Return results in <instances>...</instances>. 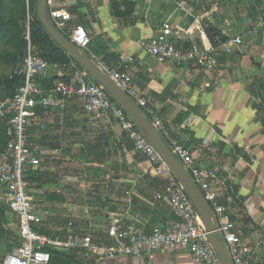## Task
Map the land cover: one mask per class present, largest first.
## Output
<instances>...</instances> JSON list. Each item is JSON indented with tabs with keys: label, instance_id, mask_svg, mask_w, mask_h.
I'll use <instances>...</instances> for the list:
<instances>
[{
	"label": "crops",
	"instance_id": "0c3cea01",
	"mask_svg": "<svg viewBox=\"0 0 264 264\" xmlns=\"http://www.w3.org/2000/svg\"><path fill=\"white\" fill-rule=\"evenodd\" d=\"M56 9L68 15L61 33L69 39L77 27H83L91 39V55L130 75L139 95L173 138L190 151L195 163L218 172L219 182L213 185L217 200L228 208L242 244L252 249L253 263L264 264V32L255 30V19L240 20L239 25L228 19L222 22L223 12L217 5L208 11L189 0H57ZM50 11L48 7L53 24ZM165 24L174 33L178 31L174 43L183 50L237 36L244 44L233 55L221 54L212 70L160 64L138 42L153 37ZM207 27L213 28V38L205 31ZM52 41L45 46L49 51L38 42L30 52L46 57L48 78L67 80L80 64ZM50 101V106L39 107L29 130L32 151L51 163L40 168L33 180L37 192L33 197L44 218L45 233L63 238L72 223L74 232L105 241L108 226L115 222L151 234L174 220L168 198L156 200L167 177L155 174L115 123L94 129L80 101H63L58 95ZM94 130L99 137L83 145L86 137L95 135ZM161 138L172 152L166 138ZM89 143L96 145L100 159L113 145V153L126 160L123 168L108 170L109 180L101 178L93 214H89L92 203L85 198L89 194L85 185L69 183L71 177L62 184L61 168L55 161L62 156L77 157ZM39 204L49 209L44 211ZM3 220L11 221L7 228L15 223L16 230L8 233L7 244L0 243L1 260L20 243L19 218L6 211ZM68 253L87 264H196L182 247L158 252L150 259L122 257L99 262L82 252Z\"/></svg>",
	"mask_w": 264,
	"mask_h": 264
},
{
	"label": "built area",
	"instance_id": "2783aa9c",
	"mask_svg": "<svg viewBox=\"0 0 264 264\" xmlns=\"http://www.w3.org/2000/svg\"><path fill=\"white\" fill-rule=\"evenodd\" d=\"M56 1L48 0V7L51 8L53 25L62 32L68 15L56 9ZM174 36L172 26L165 24L156 35L138 44L160 64L194 65L207 70L217 68L221 54L233 55L244 44L243 38L237 36L226 42L209 43L206 47L194 44L189 50H183L175 45ZM69 40L137 104L152 120L158 133L169 142L173 155L186 168L217 218V231L222 234L233 263L255 264L252 249L242 244L228 208L217 200L213 185L219 182L218 172L195 163L190 151L173 138L163 121L154 115L147 101L139 95L130 75L91 55V39L83 27H77ZM261 63L264 65V54ZM48 68L46 60L29 52L17 72L22 82L16 93L11 98H4L0 93V122H6L9 128L8 143L0 154V210L9 211L19 218L18 237L21 241V246L7 254L1 264H51L50 250L78 251L98 262L122 257L150 259L158 252L178 247L185 248L196 264H221L209 232L189 195L128 113L87 70L75 66L72 77L64 80L48 78ZM52 95H58L63 101H80L86 115L104 117L127 135L134 150L150 162L155 174L167 177L168 182L156 195V200L168 198L173 221L151 234L135 226L123 227L115 222L108 226V239L105 241L91 234L74 232L72 223H69V230L63 238L42 232L44 218L36 205L29 180L32 173L41 168V160L30 147L29 129L37 109L51 105Z\"/></svg>",
	"mask_w": 264,
	"mask_h": 264
},
{
	"label": "rangeland",
	"instance_id": "374dc122",
	"mask_svg": "<svg viewBox=\"0 0 264 264\" xmlns=\"http://www.w3.org/2000/svg\"><path fill=\"white\" fill-rule=\"evenodd\" d=\"M189 1L190 3L192 1L197 3L199 8L204 6L203 0ZM38 2L39 0H0V80H9L15 75L17 76L20 64L32 48L33 43L31 37L34 31H36V27L32 26V23L39 20L37 12ZM209 4L212 7L217 5L220 11L223 12V16H221L223 19L222 22L228 19L230 22L239 25L240 20L253 17L255 19V30L261 33L264 32V0H209ZM262 36L264 37V35ZM38 37L40 36L37 35L36 39H38ZM41 49L48 50V48L43 45ZM39 55L41 54L39 53ZM78 68L84 69L81 65H79ZM89 119L91 123L94 124V129L98 126L104 127L103 123L108 122L104 117L91 116ZM8 130L7 123L0 122V154L5 150L8 143ZM29 137L30 145L34 149L31 134H29ZM90 137H92V139ZM97 137H99L97 136V132H95L94 136L86 137V142L84 141L83 145L87 142L93 143ZM114 148L113 145H110L108 147V153L105 154L103 159H100L97 156L98 151L91 152L87 144V147H85L86 151H82L81 154L77 153V157L62 156L59 160L55 159V161L59 163H56V166L61 168L62 184H65V181L68 183V178L71 177V182L69 183L78 187L85 185L87 188L89 194L85 198L88 199L87 201L89 203H92L88 208L89 214H93L92 212H95L98 207L100 198L97 196L100 190L98 191L97 187L101 178L104 177L105 181H107L112 177V174L108 172V170L112 167L123 168L126 166V160L124 161L120 158V155L113 153ZM48 164H51L48 159L41 158V168ZM39 170L35 173V177H37L36 175L39 173ZM35 183L36 182H31V190L34 197L37 195ZM39 205H41L40 208L44 211L49 209L47 206H42V204ZM9 223L11 224V221L7 222L0 217V243L7 244L8 233L12 234L13 230H16L15 223L7 228ZM61 253L64 254V256H62L63 258L55 264L88 263L86 261L77 260L71 253ZM1 257L0 262L2 261Z\"/></svg>",
	"mask_w": 264,
	"mask_h": 264
},
{
	"label": "water",
	"instance_id": "95a60500",
	"mask_svg": "<svg viewBox=\"0 0 264 264\" xmlns=\"http://www.w3.org/2000/svg\"><path fill=\"white\" fill-rule=\"evenodd\" d=\"M37 12L40 22L43 24L51 38L111 94L112 98L131 117L137 129L160 154L194 204L200 219L209 232L211 244L219 257L221 264H234L222 239V234L217 231L218 220L211 207L205 201L201 191L196 186L189 173L183 167L181 162L175 158L144 113L85 52L79 50L78 47H76L51 23L48 18V0H39L37 4ZM205 31L211 38L214 37L212 27H207ZM177 32L178 31L176 30L175 33ZM198 34L200 35L201 33L199 32ZM181 35H183V33H181Z\"/></svg>",
	"mask_w": 264,
	"mask_h": 264
},
{
	"label": "trees",
	"instance_id": "16d2710c",
	"mask_svg": "<svg viewBox=\"0 0 264 264\" xmlns=\"http://www.w3.org/2000/svg\"><path fill=\"white\" fill-rule=\"evenodd\" d=\"M176 1L179 2L181 0H176ZM203 5L205 7V10L209 11L212 9V6L209 4V0H205ZM32 26L36 27V31H34V33L32 34V37H31L33 45H35L38 42H41V44L44 46H48V45L53 43L51 36H49L45 27L43 26V24L39 20L32 23ZM37 35L40 36V37H38V39H36ZM226 41L227 40H224L222 42H226ZM47 51H49V50H47ZM40 56L48 62V60L46 59V57L44 55H40ZM103 61L106 62L105 60H103ZM106 63L108 65H110L108 62H106ZM21 82H22V79L16 75L9 80H4V81L0 80V93L3 95L4 98L13 97V95L16 93L17 89L21 85ZM38 110H39V108L37 109V112H38ZM29 130H31V129H29ZM88 148L90 149L91 152L97 151V147L94 144L89 143ZM36 172L32 173V175L30 176V178H29L30 182H33V179L35 177ZM5 212H6V210H0V217L2 219L4 218ZM42 232H44V230H42ZM20 246H21V241H20V243L18 242L16 244V248L20 247ZM50 254H51V264H55L57 261H59L63 258L62 256H64L63 253H61L57 250H50Z\"/></svg>",
	"mask_w": 264,
	"mask_h": 264
}]
</instances>
